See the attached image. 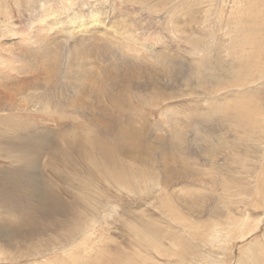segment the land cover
Segmentation results:
<instances>
[{"label":"rangeland","instance_id":"374dc122","mask_svg":"<svg viewBox=\"0 0 264 264\" xmlns=\"http://www.w3.org/2000/svg\"><path fill=\"white\" fill-rule=\"evenodd\" d=\"M183 2L189 3L187 8ZM198 4L0 0L5 42L0 45V92L10 94L1 101L7 109L0 110V182L16 186L17 199L11 197L10 208L19 211L17 200L25 206L20 217L0 205V234H13L7 244L0 237V264H264V138H253L255 127L249 125L254 131L241 133L235 142V131L228 130L232 122L224 116L225 108L253 104L259 107L254 124L264 125L263 101L252 95L264 91L263 80L255 85L252 80L254 91L228 86L247 81L246 71L228 67L246 64L252 70L241 48L259 59L255 76L264 73V50L252 49L247 37L264 35V0ZM53 11L47 19L39 18ZM93 11L129 34L104 27L96 42L85 41L84 52L95 45L91 60L97 67L91 72L84 66L85 55L74 58V35L59 32L69 14L82 19ZM59 16L61 23L54 25ZM237 18L249 25L247 32L235 25ZM41 24L49 26L46 39L57 44L38 55L42 50L33 34ZM235 36L231 56L226 47ZM202 45L209 48L203 56ZM197 78L201 86H196ZM83 92L91 97L85 112L89 119L98 105L111 116L100 120L109 136H99L89 123L92 119L81 116L77 99ZM221 131H229L227 141L237 146L224 150L231 153L215 173L220 182L216 187L202 180H209L210 170L201 155L207 147L216 148ZM101 141L117 147L113 161L118 171L111 172L104 163L89 166L82 157L86 148L104 162L97 149ZM161 152L179 180L173 186L164 184ZM63 153L67 159L61 163ZM30 179L39 187L37 195L34 188L29 193ZM170 190L185 199L177 201ZM261 222V228L247 233ZM31 224L37 232L29 231ZM212 224L216 232L210 231Z\"/></svg>","mask_w":264,"mask_h":264},{"label":"bare ground","instance_id":"6f19581e","mask_svg":"<svg viewBox=\"0 0 264 264\" xmlns=\"http://www.w3.org/2000/svg\"><path fill=\"white\" fill-rule=\"evenodd\" d=\"M31 1L32 0H30V3H31ZM193 1H198L199 2V4L201 5V3H203V1H205V0H193ZM219 1V0H218ZM36 2V1H35ZM210 2H216V0H210ZM183 3H185V5H186V8L188 7L187 5H189V3L188 2H183ZM220 3V2H219ZM223 3V2H222ZM198 4V5H199ZM249 4H250V2H249ZM253 5V4H252ZM251 6V5H250ZM236 9V8H235ZM67 10V9H66ZM173 10V9H172ZM172 10L171 11H168V12H170V13H172ZM59 11H61V10H58L57 12H59ZM68 11V10H67ZM52 13V12H51ZM50 12H48L47 14H44V15H41L39 18L40 19H47L48 17H49V15L50 16H52V15H54L56 12H54L53 11V13L51 14ZM65 13V12H64ZM70 15V14H69ZM67 16V17H69V21L67 20V22H65L64 24H63V27H62V29H60V34H61V32H62V34L64 33V34H66V35H69V34H71V35H74L73 37H74V39H75V45L72 47V50H73V52H74V58H75V60H79V59H81L84 55V58H83V61H84V66L86 67V68H88V70L89 71H91L92 72V70H94V69H92L93 67L94 68H96L95 67V65L94 64H92L93 63V61L91 60L92 58H91V56L93 55V52H94V46L95 45H92L91 46V48L89 49V50H86L85 52H84V42L86 41V42H88V39H89V41H94V42H96L95 40H97L99 37H98V35H99V33H102L103 31H105L104 30V27H107V28H112V29H114V30H116L117 31V29L121 32L122 30V35L123 34H125V33H127V34H129V30H125V28H116V27H113V26H111V24L110 25H108L105 21H104V19L100 16V14L99 13H94V11L93 12H91V13H89L87 16H84V18H82L81 19V17H80V14H75V15H70V16H72V18H70V16ZM216 15V14H215ZM48 16V17H47ZM56 16H58V15H56ZM53 18V17H52ZM63 18V17H62ZM253 18H255V17H253ZM255 19H257V17L255 18ZM43 20V21H44ZM53 20V19H52ZM112 20V19H111ZM234 20V19H233ZM43 21H41V22H43ZM255 21V20H254ZM52 23L54 24V25H57L58 23H61V20H60V16H59V18L58 19H54L53 21H52ZM235 23V22H234ZM240 23H242L243 25H239ZM247 23H252V22H249V21H247ZM238 24V27H243V28H245L246 30V32L249 30V25L248 24H245V23H243L242 22V18H237L236 19V24L235 25H237ZM257 25H253V27H256V26H258V23H256ZM260 24H262L263 26H264V20H260ZM42 25V24H41ZM41 25L39 26L40 28L39 29H37L36 30V32L33 34V39L35 40V43L41 48V52H35V53H37L38 55H43L44 54V52H45V50H47V48H52L55 44H57L55 41H51V40H49L48 38L46 39V36H47V31H48V28H49V26H47V27H43V25H42V27H41ZM222 25V24H221ZM52 26V25H51ZM62 26V25H61ZM106 28V29H107ZM243 28H242V30H243ZM122 29V30H121ZM236 29V28H235ZM257 29V28H256ZM125 30V31H124ZM254 30H255V28H254ZM260 30V29H259ZM259 30H257V31H259ZM1 31V30H0ZM256 31V30H255ZM262 31H264V27H262ZM116 33H118V32H116ZM237 33V32H236ZM263 33V32H262ZM119 34V33H118ZM229 34V33H228ZM126 35V34H125ZM226 35V34H225ZM247 35H249V34H247ZM262 35V34H261ZM11 36H12V34H11ZM229 35H227V37H228ZM258 36V35H257ZM246 37V36H245ZM247 37H249V38H252L251 39V41H250V45H251V47L253 46L254 48H263V50H264V35L263 36H258V37H255V38H253L252 36H247ZM10 39V38H9ZM237 39V37L235 36V38L230 42V44L231 45H229V46H227L226 48H227V51H229V52H227L229 55H231L232 56V54H230L231 52H230V50L232 51V49L235 51L236 50V46H234V44H235V40ZM11 42V41H10ZM233 42V43H232ZM8 43V42H7ZM5 44V42L3 41V35H1V33H0V45H4ZM60 44V43H59ZM245 45L246 44H243L242 45V47H245ZM98 46V45H97ZM256 46V47H255ZM194 47H196V46H194ZM201 49H202V51H200L201 53L200 54H202L201 56H203L204 55V53L206 52V51H208V47H207V45H202V46H199ZM253 47H252V49H253ZM7 48V47H6ZM198 48V47H197ZM197 48H194L195 49V51L196 52H198L197 51ZM199 49V48H198ZM258 49H256V51L258 50ZM193 50V49H192ZM245 49H243V48H241V51H243L242 53H246L247 55H248V59H249V63L251 64V66H252V70H249V69H247L248 68V65H244V66H242V65H236V67H228V70H234V71H236L237 73H241V71H246V76H247V78H246V82H244V83H241V84H238V82L237 83H234V84H232V85H228V86H231L232 88H242L243 90H248V91H252L253 90V88L251 87L250 88V86L251 85H249V84H252V80H254L255 79V81L253 82L254 83V85H255V83H260V81L261 80H263L262 82H264V73H262V72H259V74L257 75V76H255V72L256 71H253L254 70V67H256V66H254V64H255V62L257 63L258 62V64H259V59L257 58V57H254V54H253V56H251L252 55V53L253 52H251V55H250V51H244ZM260 50V49H259ZM252 51V50H251ZM255 51V52H256ZM84 52V53H83ZM254 52V53H255ZM258 52H260V51H258ZM19 53L21 54V53H23V51L22 50H20L19 51ZM237 53H239V52H235L234 53V55H237ZM241 53V54H242ZM207 54V53H206ZM240 54V55H241ZM256 54H259V53H256ZM240 55L239 56H233L234 57V59L233 60H236V59H239V58H241L240 57ZM262 56H263V54H262ZM232 57V58H233ZM259 57V56H258ZM264 57V56H263ZM262 57V58H263ZM202 59H204V57L202 58ZM261 61H262V59H261ZM261 63V62H260ZM72 65L74 66V68L75 67H77V63L76 62H74V63H72ZM94 65V66H93ZM262 65H264V64H262ZM262 65H260V69L262 70V68H261V66ZM263 67V66H262ZM72 69V68H71ZM264 69V68H263ZM258 71V70H257ZM152 77H151V79L154 77V74H152L151 75ZM91 77V76H90ZM253 77H255V78H253ZM96 80V79H95ZM167 81V80H166ZM201 78H197V81H195V82H199V83H197V85L196 86H201ZM96 83V82H95ZM97 84V83H96ZM157 84H159V82L157 81ZM156 84V85H157ZM263 84V83H262ZM192 85V84H191ZM259 85V84H258ZM167 86V85H166ZM263 86H264V84H263ZM167 88V87H166ZM191 88V87H190ZM264 88V87H263ZM164 89V88H163ZM187 89V88H186ZM235 89V90H236ZM241 90V89H240ZM258 90V89H257ZM182 91V90H181ZM254 91V90H253ZM187 92V91H186ZM246 93V92H245ZM250 93V92H249ZM248 93V94H249ZM190 94H191V92H190ZM211 94V93H210ZM256 94V95H255ZM260 94H262V96H260V97H258L257 95H260ZM169 95L170 96H172L173 94L172 93H169ZM188 95V94H187ZM192 95V94H191ZM253 96H254V98H257V99H259V102H260V100H262L263 101V106L262 107H260L262 110H263V112H264V91H262V92H255V93H253L252 94ZM79 97H81V98H78L77 99V102H78V104L81 106V108H82V110L84 111V114H81V116H85L86 117V119H87V121H90L91 119V121L89 122L90 123V125H91V127H93V128H95L97 131H98V133H99V136L100 135H103V134H105V135H108L109 136V132L107 131V128H108V126H106V124L105 123H103L102 121V119H107V120H110L111 119V116L109 115V114H106L105 112H104V110L102 111V110H100L102 107L101 106H99L98 105V107H96V108H94V106H93V113H94V115L92 116V118L91 119H89L87 116H86V108H88V106L91 104V100H90V96L88 95V94H86L85 92H83V93H79V95H78ZM252 96V97H253ZM255 96H257V97H255ZM6 98H10V94L8 93L7 94V96H6V94H3L2 92H0V110H3V109H7V105L4 103H1V101L3 100V99H6ZM112 98V97H111ZM250 98H251V96H250ZM84 99V100H83ZM114 99V98H113ZM252 99V98H251ZM247 100V99H246ZM113 101V100H112ZM240 101V100H239ZM238 102V101H237ZM115 103V102H114ZM240 103V102H239ZM261 103V102H260ZM245 104V103H244ZM242 102H241V105L239 106V107H236L235 109L233 108V109H231V108H225L226 109V115H224L226 118H227V120H226V122L228 121H231L232 123L230 124V126H231V128L230 129H228V130H233V131H235V137H234V140H235V142H240V135H241V133H245V131H248L249 130V125H251V126H254L255 127V133H256V135H254L253 136V138H261V139H263L264 138V125H261L262 127H260V126H258V125H256V124H254V122H255V113L257 112V111H259L258 109H259V107H256V106H254L253 104H247V105H244ZM234 105V104H233ZM237 105H238V103H237ZM257 105V104H256ZM92 106V105H91ZM119 106V105H118ZM219 108V107H218ZM220 109V108H219ZM260 109V110H261ZM95 110H97V112H95ZM220 112H221V110H220ZM223 115V114H222ZM254 116V117H253ZM258 116V115H257ZM253 117V118H252ZM96 118H99V120H97ZM100 120H102V121H100ZM112 120V119H111ZM223 120H224V118H223ZM111 122V121H110ZM110 122H109V124H110ZM115 121H112V123H114ZM263 122V119L259 122V123H262ZM221 123H222V121H221ZM260 125V124H259ZM90 129V128H89ZM109 129V128H108ZM117 130V129H116ZM110 131V130H109ZM202 131V130H201ZM250 132H253L254 130H252V129H250L249 130ZM77 132V131H76ZM115 132V131H114ZM207 132V131H206ZM213 132V131H212ZM83 133H85V132H83ZM103 133V134H102ZM117 133V132H116ZM213 133H215V132H213ZM209 134V133H208ZM212 134V133H211ZM210 135V134H209ZM214 135V134H213ZM85 137V136H84ZM92 137V136H91ZM90 137V138H91ZM124 137H128L127 135H125ZM243 137V136H242ZM227 138H231V136L229 135V131H226L225 133H223L222 131H221V133H218V135H217V139L215 140L218 144H217V146H216V148L214 147H207V149L206 150H204V153H203V155H201V156H203V157H205L207 160H205V163L207 162V164H206V166H207V169H209L210 171H214V174L215 173H217V174H219V171H218V168H220L221 167V161H223V159H225L223 162H222V165H224L227 161H228V157H227V154H229V153H231V152H226V151H224V150H235L236 149V144H235V142H234V144H230L228 141H227ZM88 139V138H87ZM127 139H129V138H127ZM79 140V139H78ZM95 140V139H94ZM98 140V139H97ZM123 140H125V138H123ZM130 140V139H129ZM85 141V140H84ZM88 141V140H87ZM261 142H258V143H262V140H260ZM242 142V141H241ZM101 143V144H100ZM99 143V146H98V148L97 149H99L100 150V152L102 153V156L104 157V162H101V161H98L96 158H94V157H92L91 156V154H90V152H89V150L88 149H86V148H82L81 149V155H82V157L85 159V161L88 163V165L89 166H96L97 164H98V166H99V164H100V166H102V164L104 163L106 166H110V168L112 169V171L111 172H115V171H118L119 170V168H117V166L115 165V163H114V161H113V152H114V147H112V146H110L109 144H105V142H103V141H101ZM110 143V142H109ZM122 143V142H121ZM243 143V142H242ZM249 143V142H248ZM18 144V143H17ZM87 144H89V143H87ZM111 144V143H110ZM119 144V143H118ZM19 145V144H18ZM22 145L23 144H21V145H19L20 147H22ZM120 145V144H119ZM244 145H248V144H245L244 143ZM258 145H261V144H258ZM83 146V145H82ZM86 146V145H85ZM90 146V145H89ZM120 146H124L123 144H121ZM95 147V146H94ZM251 148H256L257 147V149H258V146L257 145H253V147L252 146H250ZM115 148H117V147H115ZM80 149V148H79ZM178 150H179V148H178ZM94 151V150H93ZM245 151H246V148H245ZM80 152V151H79ZM240 152V151H239ZM85 153V154H84ZM256 153H257V151H256ZM84 154V155H83ZM122 154V153H121ZM63 157L61 158V163L63 162V161H65L67 158H66V156H65V153H63V154H61ZM245 155H247L246 153H245ZM253 155V154H252ZM106 156V157H105ZM124 156H126V154L124 155ZM161 156H162V163H163V167H164V171L166 172V177H165V185L167 186L168 184H170L171 186H173L175 183H176V181L178 180V178H177V175L168 167V164H169V160L167 159V154L166 153H162L161 152ZM70 157V156H69ZM227 157V158H226ZM118 158V157H117ZM235 159V158H234ZM72 160V159H71ZM249 160V159H248ZM139 161H141V160H139ZM243 161V160H242ZM73 162V161H72ZM99 162V163H98ZM145 162V161H144ZM244 163H246L245 161H244ZM205 165V164H204ZM242 165H243V163H242ZM245 165V164H244ZM225 166V165H224ZM223 167V166H222ZM72 168H74V167H72ZM100 169V168H99ZM240 169V168H239ZM246 169V168H245ZM75 170V169H74ZM80 170V169H79ZM241 170V169H240ZM126 171V170H125ZM210 171H208V177H209V180H207V179H204V178H202V180H203V182L205 183V184H212V185H214V186H218L217 184L218 183H220V182H218V177H216V174H215V178L213 179L212 178V176H211V172ZM246 171V170H245ZM252 171V170H251ZM78 172V171H77ZM120 172V171H119ZM129 172V171H128ZM234 172V171H233ZM105 173V172H104ZM103 173V174H104ZM130 175V174H129ZM222 175V174H221ZM113 176H115V175H113ZM125 176V175H124ZM178 176H180V174L178 175ZM227 177V176H226ZM188 180H189V178H187ZM191 179V178H190ZM220 179V178H219ZM225 179V178H224ZM235 179V178H234ZM72 180V179H71ZM185 180V179H184ZM179 181V180H178ZM177 181V182H178ZM182 181V180H181ZM198 181V180H197ZM200 181V180H199ZM231 181H233V180H231ZM22 182V181H21ZM27 183H28V186H29V193L30 194H32V189H31V192H30V188H34V189H36V190H34V193L37 191V189L39 188L38 187V185H36L37 183L35 182V180H33V179H30V180H28L27 181ZM229 183H231L230 181H229ZM7 184V183H6ZM227 184H228V182H227ZM4 186V187H3ZM191 187V186H190ZM225 187H226V185H225ZM171 191V190H170ZM13 192V193H12ZM17 191H16V186H11V187H9V185H4L2 182H0V205L2 206H5L6 208H4V209H7L8 211L10 210L13 214H15V213H18V215L21 217V215H22V210L25 208V206H23L22 205V202L20 201V200H17L16 202H17V205H18V208H19V211H17L15 208H10V206H9V203H11V197L12 198H16L17 196H16V193ZM259 192H260V190H259ZM168 193H169V191H168ZM174 197H175V199L177 200V201H181V200H183V199H185V197H182V196H178V195H176L175 194V192H173V191H171L170 192ZM35 195H37L36 193H35ZM19 196H20V194H19ZM19 196H18V198H19ZM39 197V196H38ZM14 198V199H15ZM17 199V198H16ZM37 199V198H36ZM187 199V198H186ZM29 204V203H28ZM52 205V204H51ZM28 206V205H27ZM55 206V205H54ZM54 206H53V208H54ZM37 207V206H36ZM52 207V206H51ZM1 208V207H0ZM28 208V207H27ZM20 209H21V212H20ZM41 209V208H40ZM51 209V208H50ZM37 210V209H36ZM54 210V209H53ZM55 210H57V209H55ZM5 211V210H4ZM3 211V212H4ZM10 211L8 212V213H10ZM39 212H40V210H38ZM51 211V210H50ZM66 211V210H65ZM37 212V211H36ZM51 213V212H50ZM52 213H54L55 214V212H52ZM41 214V213H40ZM58 214V213H57ZM64 214V213H63ZM67 214H68V211H67ZM60 215V214H59ZM37 216V215H36ZM42 216H43V214H42ZM50 216V215H49ZM64 216V215H63ZM54 217H56L57 218V216H54ZM68 217V216H67ZM41 218V217H40ZM32 219H30V221H31ZM68 220L69 219H67V221L66 222H68ZM230 220H232V218L230 219ZM36 221V220H35ZM64 221V220H63ZM23 222V221H22ZM33 222V221H32ZM36 222H39V221H36ZM40 223H42V222H40ZM58 223V222H57ZM23 224V223H22ZM75 224V223H74ZM233 224V223H232ZM59 225H61V224H59ZM65 225V224H64ZM261 225H263L262 224V222L261 223H259V225L258 226H256L253 230H249L247 233L248 234H250L251 233V231H255V230H258L259 229V227L261 226ZM29 226V225H28ZM27 226V227H28ZM50 226V225H49ZM57 226V225H56ZM148 226L150 227V225L148 224ZM58 228H59V226H57ZM61 228H62V226H60ZM148 227V228H149ZM209 227V229H210V231L211 232H216V229H217V225L216 224H212V225H209L208 226ZM246 227V225L244 224L243 225V228H245ZM42 228V227H41ZM60 228V229H61ZM261 228V227H260ZM30 230L29 231H34V232H37L36 230H37V228L34 226V224L32 225H30V228H29ZM49 229V228H48ZM57 229V228H56ZM17 230V229H16ZM16 230H14V231H16ZM26 230V229H25ZM46 230V229H45ZM144 231V230H143ZM38 232H39V229H38ZM245 232V231H244ZM20 233H22V232H20ZM33 233V232H32ZM43 233V232H42ZM16 234V233H15ZM35 234V233H34ZM41 234V233H40ZM246 234V233H245ZM22 235V234H21ZM37 235V234H36ZM141 235H143V232H142V234ZM12 236H13V234L12 233H5V234H0V237H1V240L3 241V244H7V243H10L11 242V239H12ZM47 236V235H46ZM140 237V236H139ZM207 238V237H206ZM40 239H42V237H40ZM202 239H204V234H203V237L201 238V240ZM41 241V240H40ZM121 259V258H120ZM213 259V258H212ZM122 260H124V259H122ZM115 261H117V260H115ZM118 262H119V258H118ZM223 262V261H222ZM221 262V263H222Z\"/></svg>","mask_w":264,"mask_h":264}]
</instances>
